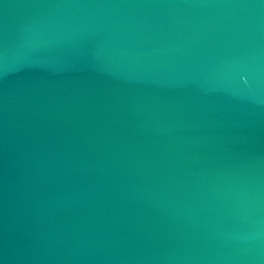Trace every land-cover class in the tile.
<instances>
[{"label":"water","instance_id":"1","mask_svg":"<svg viewBox=\"0 0 264 264\" xmlns=\"http://www.w3.org/2000/svg\"><path fill=\"white\" fill-rule=\"evenodd\" d=\"M0 264H264V0H0Z\"/></svg>","mask_w":264,"mask_h":264}]
</instances>
